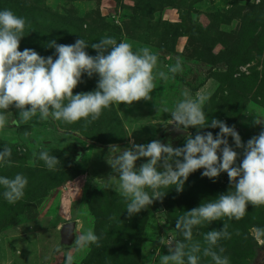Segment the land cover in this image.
<instances>
[{"label":"rangeland","instance_id":"rangeland-1","mask_svg":"<svg viewBox=\"0 0 264 264\" xmlns=\"http://www.w3.org/2000/svg\"><path fill=\"white\" fill-rule=\"evenodd\" d=\"M4 9L30 23L20 51L30 48L55 59L49 42L71 45L83 39L89 45L86 51L95 56L91 45L114 37L134 50L147 47L157 54V70L169 79L156 80L151 100L113 104L91 123L66 124L39 115L24 123L19 111L10 109L17 124L0 132V151L4 146L12 149L11 163L0 166V176L20 173L28 185L15 204L4 199L0 186V264H65L67 255L74 264H160L170 238L186 242L175 228L179 217L234 188L226 172L213 180L199 169L189 175L182 191L174 186L161 189L162 200L129 217L127 201L107 183L110 174L116 175L107 162L116 154L109 146L122 151L131 142L159 140L183 147L187 136L194 137L198 130L190 127L172 138L166 128L173 125L170 112L184 91L193 98L209 94L203 108L207 122L215 118L234 125L244 144L264 130L254 123L256 116L264 117V0H0ZM177 60L182 71L172 74L169 68ZM98 79L84 74L74 94L94 91ZM200 131L215 137L219 128ZM228 140L242 160L243 149ZM41 150L60 160L55 169L33 155ZM144 162L147 158L136 166ZM72 220H77L79 235L93 230L100 236V246L71 247L49 257L59 225ZM224 225L231 238L220 240L219 246L230 264H264V206L248 205L239 220L225 217L197 226L193 241L203 249L204 235ZM200 255V264H214Z\"/></svg>","mask_w":264,"mask_h":264},{"label":"clouds","instance_id":"clouds-1","mask_svg":"<svg viewBox=\"0 0 264 264\" xmlns=\"http://www.w3.org/2000/svg\"><path fill=\"white\" fill-rule=\"evenodd\" d=\"M26 27L30 23L24 17L9 9L0 10V132L17 124L11 108L19 111L20 121L24 123L37 115L41 120L51 117L66 124L80 120L91 123L113 104L130 106L133 102L151 100L156 80L169 79L168 74L157 70V54L147 47L134 50L132 44L118 43L114 37L93 43L95 56L86 51L89 45L83 39L71 45L49 42L48 47L55 49V59L43 57L30 48L20 51ZM181 71L179 60L169 68L172 74ZM84 74L89 78L98 75L96 89L74 94ZM182 96L170 112L172 124L177 130L196 128L195 136L189 134L184 146L175 148L170 142L165 144L159 140L139 145L131 142L122 151L118 145H110L109 151L116 154L107 162L116 175L110 174L107 183L127 201L126 210L132 217L155 200H162L165 192L161 189L174 186L178 192L182 191L189 175L199 169H204L202 176L213 180L226 172L234 190L180 216L175 228L186 242L170 238L165 244L168 254L160 257V264H200L201 252L214 264H230L229 257L224 255L225 249L219 246L220 240L231 238L227 225L221 230L208 231L203 249L199 241H193V229L225 217L239 220L246 214L248 205L264 206V130L244 144L234 125L230 127L215 118L207 122L203 108L210 99L209 94H197L193 98L184 91ZM256 117L254 123L264 125V117ZM206 128H219V133L214 137L210 131H200ZM228 137L232 138L235 148L243 149L242 160ZM33 155L49 170L60 163L47 150ZM11 156L12 149L4 146L0 151V166L9 165ZM141 158H147V162L137 167L136 162ZM27 185L28 179L23 174L18 173L14 178L0 176L3 197L9 204L24 197ZM99 241L100 236L93 230H85L76 235L72 247L78 250L92 245L99 247ZM59 250L58 246L56 251ZM65 264H74L73 256L67 255Z\"/></svg>","mask_w":264,"mask_h":264},{"label":"water","instance_id":"water-1","mask_svg":"<svg viewBox=\"0 0 264 264\" xmlns=\"http://www.w3.org/2000/svg\"><path fill=\"white\" fill-rule=\"evenodd\" d=\"M167 134L169 132H172V138L178 134H185L187 131L185 129L177 130L174 125H168L166 128ZM79 150L75 154L76 157H79L82 153L81 147H78ZM78 229V223L77 220H72L68 222H64L58 227V241L55 243V245L52 247L49 257H53L60 251H66L67 249H72L71 247L74 244V241L76 239V235H79L77 232ZM60 247L59 251H56L57 247ZM261 247L264 248V243L261 244Z\"/></svg>","mask_w":264,"mask_h":264},{"label":"flooded vegetation","instance_id":"flooded-vegetation-1","mask_svg":"<svg viewBox=\"0 0 264 264\" xmlns=\"http://www.w3.org/2000/svg\"><path fill=\"white\" fill-rule=\"evenodd\" d=\"M171 134V135H170ZM168 135H170V137H172V132H169V134ZM170 137H167L168 139L170 138ZM174 138V137H173Z\"/></svg>","mask_w":264,"mask_h":264},{"label":"trees","instance_id":"trees-1","mask_svg":"<svg viewBox=\"0 0 264 264\" xmlns=\"http://www.w3.org/2000/svg\"><path fill=\"white\" fill-rule=\"evenodd\" d=\"M264 249V248H263Z\"/></svg>","mask_w":264,"mask_h":264}]
</instances>
